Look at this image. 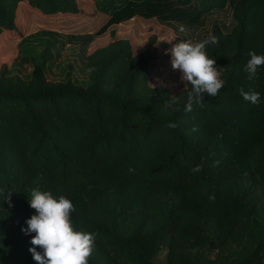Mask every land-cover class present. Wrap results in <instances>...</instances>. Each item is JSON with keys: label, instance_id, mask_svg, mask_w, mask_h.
<instances>
[{"label": "trees", "instance_id": "trees-1", "mask_svg": "<svg viewBox=\"0 0 264 264\" xmlns=\"http://www.w3.org/2000/svg\"><path fill=\"white\" fill-rule=\"evenodd\" d=\"M90 1L0 0V58L14 53L0 66V264H36L35 234L21 231L36 214L33 188L70 199L74 229L96 234L88 264H157L162 245L165 264H264V66L252 79L244 71L250 51L264 54V0H126L111 12ZM228 4L231 30L215 24L201 37L219 39L207 54L224 87L189 113L191 85L157 84L168 41L151 35L134 52L114 35L132 20L193 26ZM91 5L103 19L92 32L76 27ZM27 11L42 24L25 32ZM38 30L48 31L38 59L20 57L30 77L9 73L22 39ZM59 32L92 34L87 83L69 72L47 79ZM106 33L110 41L91 50ZM241 87L260 102H245ZM171 96L179 111L164 106Z\"/></svg>", "mask_w": 264, "mask_h": 264}, {"label": "clouds", "instance_id": "clouds-1", "mask_svg": "<svg viewBox=\"0 0 264 264\" xmlns=\"http://www.w3.org/2000/svg\"><path fill=\"white\" fill-rule=\"evenodd\" d=\"M179 31L184 32L185 27L179 25ZM218 43V37L210 34L198 42L180 40L172 44V47L165 52V55L171 57V68L180 73L181 82L191 85L186 103L183 105L185 113L191 112L194 105L203 104L202 97L205 94L216 97L224 87L225 81L221 78L223 68H218L215 59L209 58L207 54V47ZM248 55L250 58L244 71L248 79H252L257 75L258 69L264 66V54L258 55L255 51H250ZM157 84L164 86L163 81L159 79ZM152 86L155 87V85ZM238 92L245 102L253 105L260 102L261 96L258 92L245 91L243 87ZM178 103V97L171 96L164 106L172 108L173 111H179V108L173 107ZM167 127L175 128L176 125L169 123ZM198 130L196 126L192 128L193 132ZM216 164L218 165L219 161H216ZM202 170L203 163L191 169L193 173H199ZM129 171L134 172V169ZM6 193V199L10 203L12 193ZM3 195L5 196V193ZM210 198L214 199V197ZM28 203L36 214L25 221L27 227L22 228L21 231L25 235L35 234L30 241L33 247L29 249V252L36 264H88L95 246L96 234L74 229L71 214L75 208L72 201L63 195L55 197L50 191L33 188L30 191ZM37 248L42 251H37Z\"/></svg>", "mask_w": 264, "mask_h": 264}, {"label": "rangeland", "instance_id": "rangeland-1", "mask_svg": "<svg viewBox=\"0 0 264 264\" xmlns=\"http://www.w3.org/2000/svg\"><path fill=\"white\" fill-rule=\"evenodd\" d=\"M85 0H81L84 2ZM89 1L90 0H86ZM126 0H96L98 8L104 9L108 12L113 11L119 5ZM25 9L24 7L22 10ZM87 19L83 22H79L82 26L86 22L87 25L84 29L92 32L101 23L103 19H98L94 15L92 5L86 8ZM27 17L24 20L22 17V30L27 32L30 29L38 28L41 26V21L30 11H27ZM220 26L224 31H230L234 25L232 17V9L228 4L224 8L214 9L206 13L200 21L193 25L188 26L179 22L168 21L162 24L156 20H132L123 24L114 26V35L116 38H126L132 44V50L134 52L143 49L147 45V40L151 35H156L159 40L165 39L168 41V49L172 47V44L179 42L180 40H191L193 42L201 41L203 34L208 33L214 25ZM179 25L185 27L184 32L179 31ZM110 34L106 33L103 36L97 38L91 45V50L110 41ZM58 44L53 48L54 58L50 64L46 67L45 73L49 81H61L64 80L65 75L69 72L70 77L77 83L85 84L89 80L88 66H87V48L92 38L91 33H63L56 34ZM48 39L47 30H38L32 34L24 37L20 43V56L15 57L9 66V73L19 74L22 78L28 79L32 71L31 63L21 62L20 57H26L28 59H38V55L42 51ZM168 49H166L168 51ZM6 55V56H5ZM5 55L0 58V66L6 61H10L14 56L12 51L9 53L7 50ZM166 67H161L163 70L162 75L158 77L163 84L172 86V88H178L182 84L180 80V73L174 71L171 68V57H165ZM162 63H160V66ZM168 248L166 245H162L154 257V262L157 264H165ZM247 253V252H246Z\"/></svg>", "mask_w": 264, "mask_h": 264}]
</instances>
